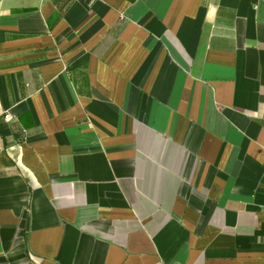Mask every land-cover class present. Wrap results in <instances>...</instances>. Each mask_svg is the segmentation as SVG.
<instances>
[{"label": "crops", "instance_id": "0c3cea01", "mask_svg": "<svg viewBox=\"0 0 264 264\" xmlns=\"http://www.w3.org/2000/svg\"><path fill=\"white\" fill-rule=\"evenodd\" d=\"M0 264H264V0H0Z\"/></svg>", "mask_w": 264, "mask_h": 264}, {"label": "built area", "instance_id": "2783aa9c", "mask_svg": "<svg viewBox=\"0 0 264 264\" xmlns=\"http://www.w3.org/2000/svg\"><path fill=\"white\" fill-rule=\"evenodd\" d=\"M4 117H5L6 119H8V118L10 117V115H9V114H6Z\"/></svg>", "mask_w": 264, "mask_h": 264}]
</instances>
